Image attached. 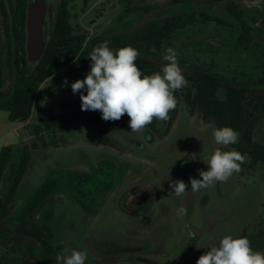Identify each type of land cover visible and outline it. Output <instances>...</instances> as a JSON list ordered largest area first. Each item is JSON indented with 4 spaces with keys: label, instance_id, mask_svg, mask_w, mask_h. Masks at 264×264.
Listing matches in <instances>:
<instances>
[{
    "label": "rangeland",
    "instance_id": "1",
    "mask_svg": "<svg viewBox=\"0 0 264 264\" xmlns=\"http://www.w3.org/2000/svg\"><path fill=\"white\" fill-rule=\"evenodd\" d=\"M45 1L55 8L59 0ZM229 2L244 12L251 27L249 44L239 41L242 29L226 10ZM127 7L151 11L135 10L125 16ZM71 12L72 24L89 37L126 31L169 15H195L196 21L165 46L178 53L183 71L187 65L200 67L235 79L238 85L264 76V0H88L86 6L84 0H76ZM200 13L225 24L203 22ZM88 72L84 67L70 70L65 66L58 77L45 81L39 95L46 111L34 112L30 127L42 118L81 107L80 93L74 94L71 84ZM218 96L224 99L225 90ZM215 128L198 114L191 116L184 103L166 134L165 121L139 133L131 132L125 123L113 126L109 136L116 147L96 146L98 133L74 122L56 133L62 141L59 147L32 151L30 167L15 195L11 222L20 214H30L35 223L51 228L55 245L87 251L86 264H196L224 236L264 230L262 166L191 191L189 178L202 179L199 170H208L207 157L218 147L226 150L215 143ZM30 132L0 111V151L5 146L13 148L1 181L3 195L14 178L22 147L33 140ZM254 140L264 146V120ZM175 180L188 185L183 196H169L170 181ZM45 183L49 190L37 195ZM180 207L186 215L177 214Z\"/></svg>",
    "mask_w": 264,
    "mask_h": 264
},
{
    "label": "trees",
    "instance_id": "2",
    "mask_svg": "<svg viewBox=\"0 0 264 264\" xmlns=\"http://www.w3.org/2000/svg\"><path fill=\"white\" fill-rule=\"evenodd\" d=\"M33 0H0V111L8 113L11 122L25 123L33 140L22 147L20 160L6 194L1 192V181L13 156V148L5 146L0 151V264H56V255L63 249L54 244V235L47 225H39L30 214H20L12 223L10 216L18 187L31 164L33 150L41 146L59 147L56 133L64 132L74 122H79L98 133L96 146L116 147L110 138L111 128L120 123L129 125V117L124 115L118 121H105L99 111H82L75 108L67 114L42 118L30 127L28 123L34 112L44 114L46 108L39 95L41 85L50 78L58 77L63 67L72 70L84 67L90 71L89 53L104 41L113 50L132 46L140 55L136 61L144 75L161 70L165 64L161 55L174 35L195 21V15H169L155 19L144 25L126 31L98 34L89 37L80 27L72 24L71 4L76 0H59L55 8L47 6L44 23V51L39 60L30 62L27 54V9ZM190 3L193 0H180ZM219 2L221 0H215ZM88 0H84L86 6ZM128 4H132L128 1ZM136 11L150 12L151 9L134 7L125 10V16ZM229 15L240 23L242 33L239 41L249 44L252 40L251 27L243 10L234 2L226 4ZM203 22L224 25L217 17L200 13ZM47 25L49 30L47 31ZM183 71L187 87L175 93L178 104L165 121L166 131L177 119L181 103L191 116L198 114L204 123L218 127L229 126L239 132V142L226 150L235 148L250 162L241 165L242 172L253 171L257 166L264 168V146L254 140L258 124L264 120V76L238 85L210 70L195 66H185ZM225 90V98L218 96ZM159 120H154L146 128L155 129ZM48 138V140L46 139ZM43 184L37 195L49 190ZM247 237L254 251H264V230L249 232L244 230L239 237Z\"/></svg>",
    "mask_w": 264,
    "mask_h": 264
},
{
    "label": "clouds",
    "instance_id": "3",
    "mask_svg": "<svg viewBox=\"0 0 264 264\" xmlns=\"http://www.w3.org/2000/svg\"><path fill=\"white\" fill-rule=\"evenodd\" d=\"M139 55L132 46L113 50L108 41L96 46L88 55L90 71L84 79L71 84L72 92L80 93L81 110L99 111L105 121H118L127 115L133 133L142 132L154 120L167 121L169 113L177 108L175 93L188 84L178 53L173 48L165 49L162 58L166 63L151 75H144L138 68ZM212 135L215 143L225 149L239 142V132L229 126L215 128ZM246 159L235 148H216L207 157L208 170H199L202 179L189 178L191 191L226 182L241 171ZM170 187L169 196L180 197L188 185L183 180H175L170 181ZM177 214L186 215V210L180 207ZM87 257V251L65 247L56 255V264H86ZM196 264H264V252L254 251L247 237L226 235L218 246L202 254Z\"/></svg>",
    "mask_w": 264,
    "mask_h": 264
},
{
    "label": "water",
    "instance_id": "4",
    "mask_svg": "<svg viewBox=\"0 0 264 264\" xmlns=\"http://www.w3.org/2000/svg\"><path fill=\"white\" fill-rule=\"evenodd\" d=\"M46 15L45 0L31 1L27 9V54L30 62L39 60L44 51L43 29Z\"/></svg>",
    "mask_w": 264,
    "mask_h": 264
},
{
    "label": "crops",
    "instance_id": "5",
    "mask_svg": "<svg viewBox=\"0 0 264 264\" xmlns=\"http://www.w3.org/2000/svg\"><path fill=\"white\" fill-rule=\"evenodd\" d=\"M23 126H25V123H23Z\"/></svg>",
    "mask_w": 264,
    "mask_h": 264
}]
</instances>
